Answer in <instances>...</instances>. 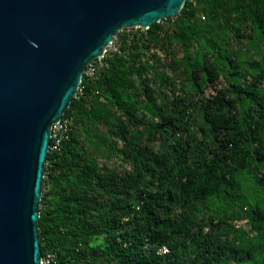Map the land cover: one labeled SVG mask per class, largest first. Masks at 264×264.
I'll use <instances>...</instances> for the list:
<instances>
[{"label":"trees","instance_id":"16d2710c","mask_svg":"<svg viewBox=\"0 0 264 264\" xmlns=\"http://www.w3.org/2000/svg\"><path fill=\"white\" fill-rule=\"evenodd\" d=\"M115 45L50 150L43 257L264 264V0H188Z\"/></svg>","mask_w":264,"mask_h":264},{"label":"water","instance_id":"95a60500","mask_svg":"<svg viewBox=\"0 0 264 264\" xmlns=\"http://www.w3.org/2000/svg\"><path fill=\"white\" fill-rule=\"evenodd\" d=\"M188 0H0V264H42L39 220L51 128L88 65L123 29Z\"/></svg>","mask_w":264,"mask_h":264},{"label":"built area","instance_id":"2783aa9c","mask_svg":"<svg viewBox=\"0 0 264 264\" xmlns=\"http://www.w3.org/2000/svg\"><path fill=\"white\" fill-rule=\"evenodd\" d=\"M136 29V28H135ZM115 42H116V38L113 41V43L106 49L105 55L108 52H111V50H109L110 48H112L113 46H115ZM117 49L115 48L114 51H116ZM104 57H100L94 61H92L85 73L90 76V77H94L95 74L98 72L99 67L103 66V62L102 59ZM80 91V89H79ZM71 127H72V122L69 118H65V116H63V118L53 124L52 128H51V133H52V138H51V148L50 150H58L59 147L61 146L62 142L64 140L69 139L70 133H71ZM164 252H167V249H164ZM53 261V256L51 255H47L46 257H43L42 260V264H51V262Z\"/></svg>","mask_w":264,"mask_h":264},{"label":"rangeland","instance_id":"374dc122","mask_svg":"<svg viewBox=\"0 0 264 264\" xmlns=\"http://www.w3.org/2000/svg\"><path fill=\"white\" fill-rule=\"evenodd\" d=\"M123 30H126V32H131V31L135 32V31H137L138 29H135V28H127V29H123ZM142 30H144V29H142ZM115 48H116V45L113 46L112 48H110L109 50L114 51ZM223 86H224V85H223L222 83H218V84H216L215 86H213V87L209 90V93H215L217 90H221V89H223ZM100 162L102 163L103 160H100ZM109 165L112 166V167L122 168L121 165H120V163H119V161H117V160H112V161H110V162H109Z\"/></svg>","mask_w":264,"mask_h":264}]
</instances>
